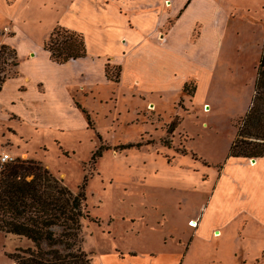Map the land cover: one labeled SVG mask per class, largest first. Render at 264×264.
Returning a JSON list of instances; mask_svg holds the SVG:
<instances>
[{
  "label": "rangeland",
  "instance_id": "rangeland-1",
  "mask_svg": "<svg viewBox=\"0 0 264 264\" xmlns=\"http://www.w3.org/2000/svg\"><path fill=\"white\" fill-rule=\"evenodd\" d=\"M70 1L6 0L8 6L0 0V45L15 47L19 81L26 86L37 77L26 53L43 45L53 24L68 21L88 31L85 22L69 19L74 12ZM246 1L250 10L234 23L240 25V33L232 48L234 54L240 50L239 55L231 60L221 56L226 67L222 64L206 77L208 89L204 86L197 97L194 87L200 78L189 80V93L183 87L160 88L146 82L156 78L146 76L140 89L144 94L129 85L128 77L103 83L97 94L83 76L74 88L87 95L80 102L90 114L92 128L80 118L72 133L56 136L36 129L28 115L22 122L8 119L6 102L16 100L18 93L11 83L1 90L0 154L41 160L73 190L85 178L90 216L111 219L109 229L88 218L83 222L81 246L89 253L90 264H118L111 258L115 251L109 252L114 249L124 257L121 264H264L261 223L251 219L244 225L241 214L236 219L226 213L227 221L232 218L224 225L216 199L209 204L219 167L250 105L264 41L260 21L264 9L259 7H264V0ZM106 66L108 75L115 76L116 65L106 61ZM13 71L6 66L10 77L16 75ZM171 125L174 129L168 132ZM137 142L138 147L113 150ZM99 144L112 148L93 161L91 154ZM189 217L199 222L198 234ZM28 247L33 243L26 237L0 231V264H14V254ZM150 251L162 255L157 262L148 259Z\"/></svg>",
  "mask_w": 264,
  "mask_h": 264
},
{
  "label": "crops",
  "instance_id": "crops-1",
  "mask_svg": "<svg viewBox=\"0 0 264 264\" xmlns=\"http://www.w3.org/2000/svg\"><path fill=\"white\" fill-rule=\"evenodd\" d=\"M70 4L74 12L69 19L85 22L88 31L78 29L68 21H61V24L57 21L50 27L47 37L56 24L82 32L86 56L58 64L41 44L32 51L28 50L25 56L35 69L37 77L33 82L26 86L19 81L17 73L7 78L1 87L2 90L11 83L18 93L16 100L11 97L6 102L8 119L22 122L28 115L32 126L56 136L72 133L74 122L80 118L87 128H92L76 105L77 102L82 106L80 99L87 95L74 87L80 77L85 76L98 94L103 83L114 82L106 76V61L120 67L119 81L128 77L129 85L141 94H144L141 88L146 76L156 78L146 82L160 88L175 87L178 91L191 78H200V82L195 83L193 95L197 97L205 86L206 77H211L218 66L224 64L226 67L221 56L231 60L230 56L239 55L240 50L234 54L232 48L233 38L240 33L237 30L240 25L234 23L242 20L240 14L245 15L251 8L246 0H71ZM259 7L264 9L261 4ZM260 12V21L264 22V10ZM208 85L207 80L204 90ZM155 92L161 93V90ZM4 140L10 141L8 138ZM217 182L210 192L209 204L216 199L222 224L232 218L227 221L226 213L236 219V215L241 214L239 219L244 225L252 219L264 228V156L226 157L219 167ZM188 220L193 222L195 218L189 217ZM99 221L93 224L110 228V218ZM195 226L193 233L198 234L199 222ZM109 252L116 263H124L118 249ZM152 252L148 259L157 262L162 255Z\"/></svg>",
  "mask_w": 264,
  "mask_h": 264
},
{
  "label": "trees",
  "instance_id": "trees-1",
  "mask_svg": "<svg viewBox=\"0 0 264 264\" xmlns=\"http://www.w3.org/2000/svg\"><path fill=\"white\" fill-rule=\"evenodd\" d=\"M42 46L58 64L87 54L83 33L60 25L53 28ZM18 64L15 47L1 44L0 90L10 77L6 66L14 67L13 73L17 75ZM115 68L118 69L115 76H109L108 72L106 76L118 82L120 67ZM189 89V84L185 83L183 91L189 93ZM76 105L85 114L88 126L92 127L87 110L77 102ZM174 126L171 125L167 131L171 132ZM97 136L100 138V135ZM140 144L116 145L113 150L138 147ZM111 148L99 144L92 152L91 160H96L103 151ZM229 156H264V44L256 67L250 105L237 126ZM85 180L77 190H73L41 160L17 157L3 164L0 169V231L24 236L33 243V247L19 249L14 254V264H90L89 253L81 246L80 233L87 218L95 223H99L100 219L91 217L87 209Z\"/></svg>",
  "mask_w": 264,
  "mask_h": 264
},
{
  "label": "built area",
  "instance_id": "built-area-1",
  "mask_svg": "<svg viewBox=\"0 0 264 264\" xmlns=\"http://www.w3.org/2000/svg\"><path fill=\"white\" fill-rule=\"evenodd\" d=\"M13 160V157L9 155L8 153H1L0 154V169L2 168L3 164L6 162H10ZM196 224V221H193ZM192 221L190 222L191 224L193 223Z\"/></svg>",
  "mask_w": 264,
  "mask_h": 264
},
{
  "label": "bare ground",
  "instance_id": "bare-ground-1",
  "mask_svg": "<svg viewBox=\"0 0 264 264\" xmlns=\"http://www.w3.org/2000/svg\"><path fill=\"white\" fill-rule=\"evenodd\" d=\"M193 225H195V222H194V223H192V226H193Z\"/></svg>",
  "mask_w": 264,
  "mask_h": 264
}]
</instances>
